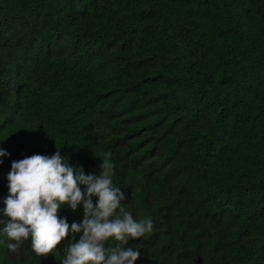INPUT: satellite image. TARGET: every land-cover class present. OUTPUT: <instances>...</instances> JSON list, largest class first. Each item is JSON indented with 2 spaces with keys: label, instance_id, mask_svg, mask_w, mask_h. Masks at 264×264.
<instances>
[{
  "label": "trees",
  "instance_id": "1",
  "mask_svg": "<svg viewBox=\"0 0 264 264\" xmlns=\"http://www.w3.org/2000/svg\"><path fill=\"white\" fill-rule=\"evenodd\" d=\"M0 149V264L82 235L39 257L2 231L12 162L57 149L97 176L110 154L154 225L135 264H264V0H0Z\"/></svg>",
  "mask_w": 264,
  "mask_h": 264
},
{
  "label": "clouds",
  "instance_id": "2",
  "mask_svg": "<svg viewBox=\"0 0 264 264\" xmlns=\"http://www.w3.org/2000/svg\"><path fill=\"white\" fill-rule=\"evenodd\" d=\"M8 153L0 149V157ZM99 175L85 174L69 165L60 150L51 156L32 155L13 161L8 173L9 195L4 214L10 221L2 229L15 252L30 239L39 257L54 253L69 235L82 233L65 249L62 264H135L141 253L126 247L153 231L151 218L136 220L122 207L126 193L113 185L110 154L101 160ZM2 163V161H0ZM83 186V187H82ZM93 198H98L94 203ZM82 205L83 220L69 225L60 218L67 206L75 212ZM115 241V244H109Z\"/></svg>",
  "mask_w": 264,
  "mask_h": 264
}]
</instances>
